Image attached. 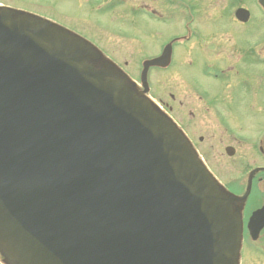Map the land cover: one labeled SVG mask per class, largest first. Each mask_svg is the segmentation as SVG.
<instances>
[{
  "label": "water",
  "instance_id": "1",
  "mask_svg": "<svg viewBox=\"0 0 264 264\" xmlns=\"http://www.w3.org/2000/svg\"><path fill=\"white\" fill-rule=\"evenodd\" d=\"M170 61L171 45L145 62L141 91L79 36L0 8L3 263L238 264L245 198L147 97Z\"/></svg>",
  "mask_w": 264,
  "mask_h": 264
},
{
  "label": "rangeland",
  "instance_id": "2",
  "mask_svg": "<svg viewBox=\"0 0 264 264\" xmlns=\"http://www.w3.org/2000/svg\"><path fill=\"white\" fill-rule=\"evenodd\" d=\"M87 1L0 0V4L44 16L80 33L137 82L142 61L155 56L171 37L176 39L173 65L150 73L149 96L172 108L168 112L195 139L215 171L222 169L225 135L219 129L221 117L215 105L219 103L212 99L213 104H208L206 96L219 99L228 111L248 113L244 117L249 121L243 125L252 127V132L264 127V17L253 0L240 3L252 11L248 25L237 23L235 11L240 4L233 0H173V5L169 0H125L127 4L105 2L98 7ZM139 5L161 12L162 21L173 17V24L154 22L159 19L144 14ZM135 32L141 35L137 38ZM249 47L253 56L245 55ZM230 98L232 102L224 104ZM201 137L204 142L198 141ZM248 148L242 145L241 152ZM255 264H264V259Z\"/></svg>",
  "mask_w": 264,
  "mask_h": 264
},
{
  "label": "flooded vegetation",
  "instance_id": "3",
  "mask_svg": "<svg viewBox=\"0 0 264 264\" xmlns=\"http://www.w3.org/2000/svg\"><path fill=\"white\" fill-rule=\"evenodd\" d=\"M233 1L239 2V4L241 2L244 3V0H233ZM105 2L107 4L109 3H117L120 5L127 4L125 0H90L87 1V3H89L87 5H90L91 7H95V6L98 7L103 5ZM168 4L173 5V0H169ZM139 6L143 7V11H145L144 14L146 13L151 14L152 16H155L153 18L159 19V21H154V22L160 23L162 25L173 24V17H171L170 19L164 18L166 20L162 21L161 12L154 9V11L156 12L155 13L153 11H148L147 8L145 9V5H139ZM240 7L247 9L241 4ZM226 18L227 16H224V19ZM250 21H251V17L248 23H250ZM143 22L147 23L146 20ZM237 23L241 24L238 21ZM133 35H135V37L138 38L141 35V33L140 34L138 33V35H136L135 32L133 33ZM147 35L148 36L154 35V33ZM149 44L152 45L154 44V42L153 43L150 42ZM169 45H171L172 47V56H173V37H171V39L168 42H166L161 49L158 50L159 52L154 57L156 58L161 56L164 49ZM249 54L253 56L252 55L253 52H250ZM154 57H152V59ZM156 69L162 70V68H156ZM234 87L235 85H233V88ZM212 99H214V101L216 99L219 103V104H215L216 106H218L220 112L219 115L221 117V123L219 129H221V131L226 137V138L223 137L222 139V141L225 143L223 147L224 154L220 156V159L222 161V169L221 170L218 169L219 171H215L209 165L207 159H205L204 156L199 151L195 139L191 135H188L184 130L183 131L186 133V137L190 142V144L192 145V147L201 156V158L205 163V166L216 180L220 181V183L224 185L226 189H228L230 192H232L239 198H242L248 194V197L243 205V210H242L244 226H243V242L241 246L240 264H255L257 261L264 259V127L257 130L261 132H257V131L252 132L251 131L252 127H244L243 125V123L247 124L249 121V118H246L247 121H245V117H244L248 113H244L241 115L228 111L222 106L223 103L220 104L219 99L206 96V100L208 104H213ZM230 99L231 101L225 102L224 104L231 103L233 98ZM252 102L253 100H251L250 106H254V102L253 103ZM161 105L166 111L167 110L170 112L172 111V108H169L167 104L161 103ZM178 125L181 127L180 124ZM227 134H229V136H227ZM198 141L204 142V139L201 137L199 138ZM242 145L249 147L248 152L245 153L241 152ZM255 146L257 147V149H255ZM232 170L235 171V175H232L231 172ZM260 213H262L263 215L261 216ZM245 259L246 262L244 263Z\"/></svg>",
  "mask_w": 264,
  "mask_h": 264
}]
</instances>
